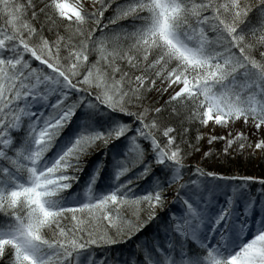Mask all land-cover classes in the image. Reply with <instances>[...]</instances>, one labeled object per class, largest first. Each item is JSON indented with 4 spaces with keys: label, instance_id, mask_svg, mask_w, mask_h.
Segmentation results:
<instances>
[{
    "label": "snow or ice",
    "instance_id": "6c2138e0",
    "mask_svg": "<svg viewBox=\"0 0 264 264\" xmlns=\"http://www.w3.org/2000/svg\"><path fill=\"white\" fill-rule=\"evenodd\" d=\"M248 149L264 0H0V264H264Z\"/></svg>",
    "mask_w": 264,
    "mask_h": 264
},
{
    "label": "rangeland",
    "instance_id": "374dc122",
    "mask_svg": "<svg viewBox=\"0 0 264 264\" xmlns=\"http://www.w3.org/2000/svg\"><path fill=\"white\" fill-rule=\"evenodd\" d=\"M72 4V3H70ZM74 5V4H72ZM234 131H243L244 134L246 136H249L250 140L255 139V137H251L250 136V129L249 128H243L241 126V124H237L234 128ZM216 132L219 135H225L226 130L225 129H221V128H217ZM205 148L203 150H207V141L205 140L204 142ZM224 147V142L223 141H218L215 145H214V152H220L222 151ZM239 156L240 159H242L244 162L246 161H250L251 164L249 165V167L246 169V171L250 172V174H247V176H252L256 179H264V156H262L260 153L256 152L253 153L252 149H248L245 151L244 154H239L238 152H234L232 155H230L229 157L231 159H234L235 156ZM223 161V159H221ZM214 163V161H212ZM211 170V169H210ZM245 171V172H246ZM168 199H171V196L168 197Z\"/></svg>",
    "mask_w": 264,
    "mask_h": 264
},
{
    "label": "trees",
    "instance_id": "16d2710c",
    "mask_svg": "<svg viewBox=\"0 0 264 264\" xmlns=\"http://www.w3.org/2000/svg\"><path fill=\"white\" fill-rule=\"evenodd\" d=\"M67 1H74V0H67ZM167 97H165L166 99ZM183 117H176L175 115L169 116L168 113L164 114L163 119L171 122L173 125H179L180 120ZM195 129H193V137H195ZM214 161V163L212 162ZM189 161H186L188 163ZM209 165H213L216 169L224 172L227 175H232V174H239V175H247L250 174V172L246 171V169L249 167L251 164L250 161L244 162L242 159L239 158V156H235L234 159H231L228 157L226 160H217L215 156L212 157L211 160L207 161ZM246 171V172H245ZM84 179H87V176L84 177ZM83 182V181H82Z\"/></svg>",
    "mask_w": 264,
    "mask_h": 264
},
{
    "label": "bare ground",
    "instance_id": "6f19581e",
    "mask_svg": "<svg viewBox=\"0 0 264 264\" xmlns=\"http://www.w3.org/2000/svg\"><path fill=\"white\" fill-rule=\"evenodd\" d=\"M70 6H74V5H72V4H69Z\"/></svg>",
    "mask_w": 264,
    "mask_h": 264
}]
</instances>
